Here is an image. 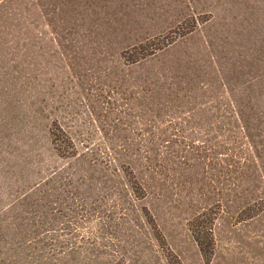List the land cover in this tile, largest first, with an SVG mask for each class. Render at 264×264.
<instances>
[{
    "label": "rangeland",
    "instance_id": "rangeland-1",
    "mask_svg": "<svg viewBox=\"0 0 264 264\" xmlns=\"http://www.w3.org/2000/svg\"><path fill=\"white\" fill-rule=\"evenodd\" d=\"M204 213L264 264V0H0V264H205Z\"/></svg>",
    "mask_w": 264,
    "mask_h": 264
},
{
    "label": "trees",
    "instance_id": "trees-1",
    "mask_svg": "<svg viewBox=\"0 0 264 264\" xmlns=\"http://www.w3.org/2000/svg\"><path fill=\"white\" fill-rule=\"evenodd\" d=\"M58 151L60 154L62 153L60 149ZM212 216L208 213L198 215L189 225V231L205 264H209L214 256V223L216 219ZM169 262L172 264L171 260Z\"/></svg>",
    "mask_w": 264,
    "mask_h": 264
}]
</instances>
